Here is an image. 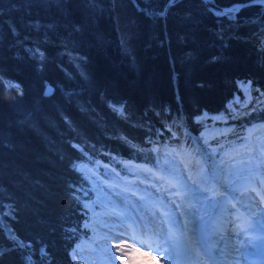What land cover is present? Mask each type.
Wrapping results in <instances>:
<instances>
[{
  "label": "trees",
  "instance_id": "trees-1",
  "mask_svg": "<svg viewBox=\"0 0 264 264\" xmlns=\"http://www.w3.org/2000/svg\"><path fill=\"white\" fill-rule=\"evenodd\" d=\"M137 2L159 9L165 0ZM40 3L47 0H0V211L16 213L0 215V227L30 241L37 264H76L72 250L89 234L93 198L78 162L147 168L200 140L203 110L225 111L232 138L264 121V9L242 10L234 23L202 0H178L166 20L148 18L132 0H97L95 9L85 0L69 9ZM18 41L45 50L42 67ZM243 81L259 100L228 109ZM45 82L53 95H44ZM5 231L0 247L9 246ZM23 256L9 250L0 264H22Z\"/></svg>",
  "mask_w": 264,
  "mask_h": 264
},
{
  "label": "rangeland",
  "instance_id": "rangeland-1",
  "mask_svg": "<svg viewBox=\"0 0 264 264\" xmlns=\"http://www.w3.org/2000/svg\"><path fill=\"white\" fill-rule=\"evenodd\" d=\"M238 88L227 104L228 109L236 110L259 100L255 95L251 100L250 84L244 82ZM197 117L208 119L200 131L198 145L180 154L168 151L158 161L154 172L131 164L124 175L101 161L93 167L81 162L76 164L90 179L93 193V198L86 202L90 214L89 235L77 242L72 251L76 264H111L112 257L116 258V264H148L143 255L137 254L138 247L155 255L159 264H198V260L211 264L199 251L205 227L211 231L212 251L217 257L221 252L218 242L225 235L230 238L241 235L248 243L231 246L237 253V261L231 264H255L254 259L263 257L264 252L257 247L263 238L260 233L255 235L248 229H264V216L257 219V212L264 215V122L248 124L241 138H229L227 135L233 124L225 111H203ZM206 139L215 141L208 145ZM255 177L260 181L258 193L249 182ZM242 182L247 184L238 200L237 188ZM157 183L159 189L155 187ZM132 193L137 195L134 197ZM140 196L145 199L140 200ZM253 197L258 198L257 201ZM234 199L246 214H251L250 219L236 210ZM146 212L149 215H145ZM151 213L164 215L155 218ZM223 213L227 220L222 230L217 222ZM127 216L130 220L134 218L135 226ZM242 219L246 221L240 224ZM164 220L168 222L162 224ZM169 229L177 237L183 233L197 256H185L179 247L173 251L163 235ZM115 235L121 238L113 239ZM184 239L179 241L180 246Z\"/></svg>",
  "mask_w": 264,
  "mask_h": 264
},
{
  "label": "snow or ice",
  "instance_id": "snow-or-ice-1",
  "mask_svg": "<svg viewBox=\"0 0 264 264\" xmlns=\"http://www.w3.org/2000/svg\"><path fill=\"white\" fill-rule=\"evenodd\" d=\"M203 3L205 5H209L212 3V0H203ZM85 4L90 9H95L98 7L97 0H85ZM178 4V0H165L164 5L159 9H138L141 11L145 16L148 18H156V19H163L166 20L169 12L176 7ZM37 6H47V7H56L58 9H69L71 7V0H47L46 5L44 3H40ZM133 6L136 7V0H133ZM259 8L264 9V0H237L236 3L227 6L226 8L220 9V8H212L211 14L217 16L218 19H227L230 22L239 23V13L242 10L249 9V8ZM30 27H33L35 29H39L40 27H44L43 25H40L38 22H31L29 24ZM47 27H52L51 25ZM76 31H78V28H75ZM9 31L14 37L18 36V30L16 26L9 25ZM262 36H264V32L261 33ZM221 38H223V34H220ZM18 46L24 47V51L26 52L29 59L34 60L38 66H43V63L47 59V53L43 48L40 47L39 44L33 43L30 46L24 45L22 42H17ZM260 44L261 50L264 51V40L258 41ZM217 59L216 57H213V60ZM54 93V88L47 84L45 82V89H44V95L45 96H51ZM121 111H123V107H121ZM75 170V169H74ZM150 171V170H149ZM243 176H240V179H242ZM239 182V180L237 181ZM132 196H136V193H132ZM140 200H144L145 198L143 196L139 197ZM187 199V197H185ZM4 205H0V209H3ZM115 211V209H113ZM15 210L10 209L8 212L0 211V215H8L9 218L14 216ZM120 215H123V213H120ZM145 215H149V213H145ZM151 217L159 218L160 216L164 215V213H151ZM137 219H141V217H137ZM168 221L164 220L162 221V224H166ZM0 231H5L4 228L0 227ZM248 231H256L254 228H249ZM261 232H264V229H260ZM164 239L168 246L172 248L173 251H176V249L179 247L180 251L185 256H197V252L194 248H191L187 242L186 239L183 237V233L180 234L179 237L176 236V234L169 229L164 234ZM113 239H120L121 237L119 235H115L112 237ZM5 239L8 241V247H0V256H3L6 254L9 250L11 251H19L24 254L22 264H37V262L33 259V245L32 243L24 241L22 238L18 236L12 229H8L5 231ZM184 239V243L182 246H180L179 241ZM257 247L264 252V239L260 240V243L257 245ZM200 253L203 254L204 257L207 258L208 261H211V264H217L215 260L214 253L212 250L208 247H200L199 249ZM41 255L45 256L46 251L44 249H41ZM111 264H116V258H111ZM198 264H204L203 261L198 260Z\"/></svg>",
  "mask_w": 264,
  "mask_h": 264
},
{
  "label": "bare ground",
  "instance_id": "bare-ground-1",
  "mask_svg": "<svg viewBox=\"0 0 264 264\" xmlns=\"http://www.w3.org/2000/svg\"><path fill=\"white\" fill-rule=\"evenodd\" d=\"M240 83V82H239ZM238 83V84H239ZM241 85V84H239ZM153 170V169H152ZM156 171V170H153V172ZM249 182L251 184L254 185V188H256L257 190V193L259 192V190L261 189L260 187V184H259V180L255 177V180L254 179H249ZM247 182H242L240 183L239 187L237 188V198L238 200L241 199V193L244 189V186H246ZM256 195V193H255ZM240 198V199H239ZM258 198H254L253 197V200L257 201ZM264 200V199H263ZM252 206V205H251ZM189 213V211H188ZM258 213V216H257V219H259V217H262L264 216L263 213L261 211L257 212ZM237 214V213H236ZM263 218V217H262ZM132 220H130L133 225L135 226V220L134 218L132 217L131 218ZM226 220H227V216L225 213H223L222 215H219V219H218V222H217V225L220 226V228L223 230L225 228V225H226ZM243 221H246L245 219H242V221H239L240 224L243 223ZM142 224V223H141ZM152 224V222H151ZM143 225V229L146 230V226ZM260 225V224H259ZM239 226V225H238ZM238 226H235V229L234 230H237L238 229ZM263 226V225H262ZM215 228V227H214ZM214 230V229H213ZM205 231V230H204ZM252 233V231H250ZM256 235V234H255ZM204 237H201L202 238V244L200 247H208L212 250L213 246L212 245V241L207 239L205 237V235L203 234ZM240 239V240H238ZM221 243V252H220V256L217 257V254L214 253V256H215V260L216 262L218 263L219 261V264H231L232 261H237V253L236 251H234L232 248L236 245H243V244H248L247 243V240L241 238V235L238 236V237H234V238H230L228 236H224L219 242L218 244ZM233 246V247H231ZM172 249V248H171ZM213 252V251H212ZM137 254L138 255H143L146 259V261L148 262V264H159L157 263L156 259H155V255L151 254L149 251H144L142 248L138 247L137 248ZM174 254V253H172ZM165 256V255H163ZM176 260V257L173 258V261ZM256 261V264H264V253H263V257H259L258 259L255 260ZM234 264V262H233Z\"/></svg>",
  "mask_w": 264,
  "mask_h": 264
},
{
  "label": "water",
  "instance_id": "water-1",
  "mask_svg": "<svg viewBox=\"0 0 264 264\" xmlns=\"http://www.w3.org/2000/svg\"><path fill=\"white\" fill-rule=\"evenodd\" d=\"M133 1V0H132ZM203 1V0H202ZM236 3V2H235ZM234 4V3H233ZM136 5H137V7L138 8H142V6H140L139 5V3L137 2V0H136ZM227 6H230V5H224V6H221V7H217V6H215V5H213L212 3L211 4H209V5H206V7H208V9H212L213 7L214 8H220V9H223V8H226ZM144 9H146V8H144ZM47 84H49V85H51L52 87H53V85L52 84H50V83H47ZM44 89H45V87H44ZM9 229V227L7 226V230Z\"/></svg>",
  "mask_w": 264,
  "mask_h": 264
}]
</instances>
